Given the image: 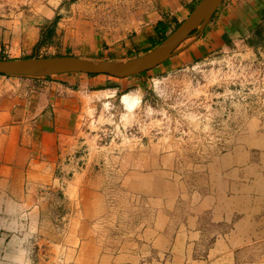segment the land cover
<instances>
[{"label":"rangeland","instance_id":"374dc122","mask_svg":"<svg viewBox=\"0 0 264 264\" xmlns=\"http://www.w3.org/2000/svg\"><path fill=\"white\" fill-rule=\"evenodd\" d=\"M156 7L0 0V18L54 14L72 37H128L153 30ZM75 88L76 109L50 115L44 147L30 134L28 171L0 182L13 196L4 212L17 213L0 214L15 226L0 228V264L20 248L30 264H264V33L163 74Z\"/></svg>","mask_w":264,"mask_h":264},{"label":"crops","instance_id":"0c3cea01","mask_svg":"<svg viewBox=\"0 0 264 264\" xmlns=\"http://www.w3.org/2000/svg\"><path fill=\"white\" fill-rule=\"evenodd\" d=\"M155 1L157 11L153 15L156 21L153 30H142L140 34L128 37L118 33L111 36L108 33L93 35V32L83 29L77 30L72 37L69 36L70 29L63 27L60 20L55 22L54 14L0 18V59L58 56L36 53L52 51L59 44L66 51L72 50L59 56H76L95 61H128L138 58L158 47L163 38L174 32L201 0ZM160 22L164 25L159 28ZM258 32L264 33V0H224L201 33L185 40L171 58L144 73L149 76L151 73L163 74L206 59L222 51L228 43H237ZM142 74L125 79H133ZM109 78L111 76L83 73H65L42 79L0 75V182L19 180L21 174L28 171L26 166L33 161H30V157L34 151V145L29 143L30 139H34L30 134L34 131L41 133V146L44 147L47 134H51L54 127L49 121L50 115H54L58 122L63 114L76 109L75 100L72 99V92H77L75 87L81 90L99 87ZM17 139L22 142L20 150L25 151L23 156L11 155L12 150L16 149ZM10 191L0 190V198L6 197L10 203L13 198ZM9 212L11 215L17 214L15 206L9 204L4 212V205L0 203V214L9 216ZM13 227L10 219L2 221L0 216V228L5 233H14L11 230ZM21 250L11 255L12 261Z\"/></svg>","mask_w":264,"mask_h":264},{"label":"water","instance_id":"95a60500","mask_svg":"<svg viewBox=\"0 0 264 264\" xmlns=\"http://www.w3.org/2000/svg\"><path fill=\"white\" fill-rule=\"evenodd\" d=\"M224 0H201L158 47L128 61H95L76 56L0 59V74L17 77H50L65 73L108 75L125 79L152 70L171 58L188 38L201 33Z\"/></svg>","mask_w":264,"mask_h":264},{"label":"bare ground","instance_id":"6f19581e","mask_svg":"<svg viewBox=\"0 0 264 264\" xmlns=\"http://www.w3.org/2000/svg\"><path fill=\"white\" fill-rule=\"evenodd\" d=\"M122 103L126 106L128 110H134L139 103V98H132L129 94H124L122 96Z\"/></svg>","mask_w":264,"mask_h":264},{"label":"clouds","instance_id":"9594fccd","mask_svg":"<svg viewBox=\"0 0 264 264\" xmlns=\"http://www.w3.org/2000/svg\"><path fill=\"white\" fill-rule=\"evenodd\" d=\"M28 253L27 250H21L17 257L14 259L13 264H30V261L28 260Z\"/></svg>","mask_w":264,"mask_h":264},{"label":"trees","instance_id":"16d2710c","mask_svg":"<svg viewBox=\"0 0 264 264\" xmlns=\"http://www.w3.org/2000/svg\"><path fill=\"white\" fill-rule=\"evenodd\" d=\"M58 21H59V20H58V17H57V18L55 19V22H58ZM163 25H164V24H163L162 22H160V23H159V28H160V27H163ZM178 26H179V25H178ZM176 28H177V27H176ZM165 39H166V38H163V41H164ZM2 60H3V59H2ZM143 74H146V73H143ZM143 74H142V75H143ZM0 75H2V74H0ZM89 75H91V74H89ZM92 75H93V74H92ZM2 76H7V75H2ZM93 76H96V75H93Z\"/></svg>","mask_w":264,"mask_h":264}]
</instances>
